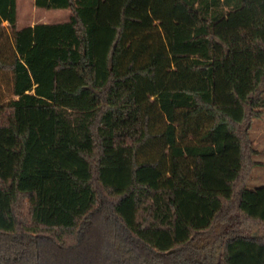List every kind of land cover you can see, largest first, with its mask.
Wrapping results in <instances>:
<instances>
[{
  "label": "trees",
  "instance_id": "obj_1",
  "mask_svg": "<svg viewBox=\"0 0 264 264\" xmlns=\"http://www.w3.org/2000/svg\"><path fill=\"white\" fill-rule=\"evenodd\" d=\"M34 5L70 14L0 0V264H264V0Z\"/></svg>",
  "mask_w": 264,
  "mask_h": 264
},
{
  "label": "rangeland",
  "instance_id": "obj_2",
  "mask_svg": "<svg viewBox=\"0 0 264 264\" xmlns=\"http://www.w3.org/2000/svg\"><path fill=\"white\" fill-rule=\"evenodd\" d=\"M19 26L31 25L36 22H57L68 18L69 9H43L34 5V0H16ZM5 24V23H4ZM250 137L256 149L255 161L247 180L248 188L264 186V113L254 118L250 127ZM262 228L255 227L254 233L260 234Z\"/></svg>",
  "mask_w": 264,
  "mask_h": 264
},
{
  "label": "flooded vegetation",
  "instance_id": "obj_3",
  "mask_svg": "<svg viewBox=\"0 0 264 264\" xmlns=\"http://www.w3.org/2000/svg\"><path fill=\"white\" fill-rule=\"evenodd\" d=\"M156 264H161V263L159 262V263H156Z\"/></svg>",
  "mask_w": 264,
  "mask_h": 264
}]
</instances>
